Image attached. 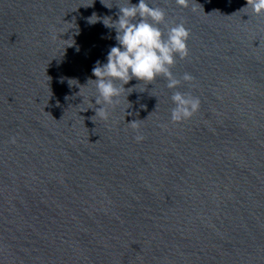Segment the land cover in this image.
<instances>
[{
    "label": "water",
    "instance_id": "1",
    "mask_svg": "<svg viewBox=\"0 0 264 264\" xmlns=\"http://www.w3.org/2000/svg\"><path fill=\"white\" fill-rule=\"evenodd\" d=\"M104 2L0 0V264H264V14L154 0L191 33L181 85L133 79L105 120L88 81L116 32L88 18L128 0ZM175 91L201 101L180 123Z\"/></svg>",
    "mask_w": 264,
    "mask_h": 264
},
{
    "label": "clouds",
    "instance_id": "2",
    "mask_svg": "<svg viewBox=\"0 0 264 264\" xmlns=\"http://www.w3.org/2000/svg\"><path fill=\"white\" fill-rule=\"evenodd\" d=\"M102 3L111 8L104 0ZM177 3L187 7L190 0H177ZM153 5L154 0H151V3L150 0H139L137 4L128 0L127 6L119 7L117 20L111 17L101 18L95 13L88 18L89 24L102 20L105 27L114 29L117 42L115 46L110 47L106 62L97 61L93 67L92 74L96 79L88 81L94 82L96 94L93 98L96 105H100L95 109L96 115L93 117L108 119L109 107L118 104L125 92H128V96L133 92L130 90L136 86L125 88L133 79L152 84L158 77L163 76L167 79L168 89L175 90L181 85V79H178L171 69L177 57L186 59L189 56L187 42L191 33L183 23L168 27L167 31L161 29L158 25L166 22V13L162 8ZM249 7L257 15L264 14V0H247V6L242 10ZM192 10L196 11L195 8ZM74 44L75 41L66 44L65 47ZM182 79L191 82L194 77L190 73H185ZM74 81L76 83H73ZM68 84L78 85V81L68 78ZM171 100L175 105L171 111V119L175 123L191 119L201 105L199 97L180 91H175ZM129 124L134 128L138 126L136 120ZM136 139L140 141L143 137L137 136Z\"/></svg>",
    "mask_w": 264,
    "mask_h": 264
}]
</instances>
